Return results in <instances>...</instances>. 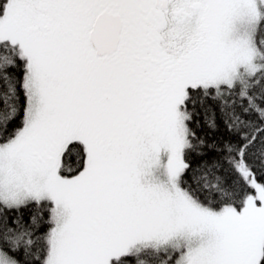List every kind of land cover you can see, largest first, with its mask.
<instances>
[{
  "label": "snow or ice",
  "instance_id": "snow-or-ice-1",
  "mask_svg": "<svg viewBox=\"0 0 264 264\" xmlns=\"http://www.w3.org/2000/svg\"><path fill=\"white\" fill-rule=\"evenodd\" d=\"M0 264H264V0H0Z\"/></svg>",
  "mask_w": 264,
  "mask_h": 264
},
{
  "label": "trees",
  "instance_id": "trees-1",
  "mask_svg": "<svg viewBox=\"0 0 264 264\" xmlns=\"http://www.w3.org/2000/svg\"><path fill=\"white\" fill-rule=\"evenodd\" d=\"M203 131H207L206 129H204ZM209 135L211 136V133H209ZM69 163H71V161H69ZM27 215V214H26Z\"/></svg>",
  "mask_w": 264,
  "mask_h": 264
}]
</instances>
